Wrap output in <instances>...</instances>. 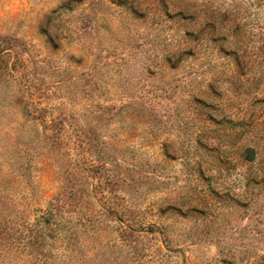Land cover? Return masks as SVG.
I'll return each instance as SVG.
<instances>
[{
	"label": "rangeland",
	"instance_id": "374dc122",
	"mask_svg": "<svg viewBox=\"0 0 264 264\" xmlns=\"http://www.w3.org/2000/svg\"><path fill=\"white\" fill-rule=\"evenodd\" d=\"M0 264H264V0H0Z\"/></svg>",
	"mask_w": 264,
	"mask_h": 264
}]
</instances>
